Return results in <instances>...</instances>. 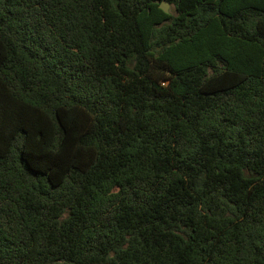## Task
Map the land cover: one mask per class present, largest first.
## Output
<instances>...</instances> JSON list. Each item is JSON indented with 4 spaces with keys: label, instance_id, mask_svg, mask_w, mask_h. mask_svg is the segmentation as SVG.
Here are the masks:
<instances>
[{
    "label": "trees",
    "instance_id": "obj_1",
    "mask_svg": "<svg viewBox=\"0 0 264 264\" xmlns=\"http://www.w3.org/2000/svg\"><path fill=\"white\" fill-rule=\"evenodd\" d=\"M0 264H264V0H0Z\"/></svg>",
    "mask_w": 264,
    "mask_h": 264
},
{
    "label": "water",
    "instance_id": "obj_2",
    "mask_svg": "<svg viewBox=\"0 0 264 264\" xmlns=\"http://www.w3.org/2000/svg\"><path fill=\"white\" fill-rule=\"evenodd\" d=\"M167 6L168 5L165 2H162L159 7L163 12L167 13Z\"/></svg>",
    "mask_w": 264,
    "mask_h": 264
},
{
    "label": "rangeland",
    "instance_id": "obj_3",
    "mask_svg": "<svg viewBox=\"0 0 264 264\" xmlns=\"http://www.w3.org/2000/svg\"><path fill=\"white\" fill-rule=\"evenodd\" d=\"M171 8L169 6H167V10H170Z\"/></svg>",
    "mask_w": 264,
    "mask_h": 264
}]
</instances>
